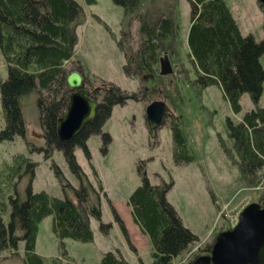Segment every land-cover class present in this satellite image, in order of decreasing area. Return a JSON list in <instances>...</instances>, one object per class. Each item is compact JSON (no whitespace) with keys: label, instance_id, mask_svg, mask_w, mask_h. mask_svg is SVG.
Here are the masks:
<instances>
[{"label":"trees","instance_id":"16d2710c","mask_svg":"<svg viewBox=\"0 0 264 264\" xmlns=\"http://www.w3.org/2000/svg\"><path fill=\"white\" fill-rule=\"evenodd\" d=\"M169 1L167 6L172 4L178 7L179 0ZM83 2L91 5L96 0ZM114 2L122 7V19L136 14L138 21L139 40L133 52L127 55L121 42H117L125 54V60L127 58L133 70L154 73L158 69V57L166 47L164 43L179 35V23L171 18L172 7L163 8V13L157 17L151 15L145 18L140 10L147 0ZM187 2L190 7V24L186 43L192 69V76L187 79V83L193 85L190 87L200 94L206 86L218 85L234 113L241 110L240 96L243 93L248 95L254 107L245 111L239 121L226 117L227 138L218 134V141L225 157L236 166L243 184L254 186L260 181L264 168V101L258 105L264 81V70L259 60L264 52V41L257 42L251 34L241 33L228 1ZM85 16L84 8L77 0H0V51L7 71L6 77L0 80L4 118L0 141L12 140L16 135L24 136L22 98L35 93L39 124L44 130L46 141L55 144L63 153L69 170L79 181L78 186L73 187L65 181L60 169L52 164L63 190L71 189L76 201L52 195L45 190L32 191L29 185L22 200L14 190L15 184L12 185V181L24 165L31 178L36 163H30L29 158L17 153L13 162L5 164L4 170H0V254L7 250L12 256H18L17 242L21 239L24 242L23 256L20 257L22 264H47L45 257L35 251L38 224L47 215L52 216L51 230L59 239L60 254L65 257L67 251L63 245L64 238L82 242L93 239L89 216L99 220L102 232L107 233L110 227L109 223L101 221L98 203L87 205L90 182L76 161L74 149L81 147L86 158L90 159L86 140L91 134L100 131L112 105L122 103L127 98H138L136 93L124 92L112 83L92 87V97L98 102L94 118L85 123L72 140L59 142L56 121L66 110L71 91L65 77L73 69H82L81 61L72 57L77 42L76 26L84 21ZM167 47L171 53L176 50L170 44ZM127 62L122 69L129 76ZM84 85L93 86L86 78ZM43 93H46L45 97ZM168 116L172 118L169 113ZM168 127L172 161L175 164L193 161L194 154L186 142L179 121L171 119ZM102 135L106 137L109 134L104 131ZM46 150L44 156L49 157L50 149ZM142 171L138 169L141 182L128 195L127 205L132 221L150 241L151 264H174L176 259L179 262L175 264H210L203 263L197 251L190 252V246L197 237L182 224L177 211L166 199L171 181L152 184ZM5 198L9 202L7 221L3 218ZM258 201L264 203V196L258 197ZM113 215L128 245L134 249L120 218L115 213ZM202 248L209 253L211 243ZM50 262L62 264L59 257H52ZM67 264L72 262L68 259ZM99 264L130 263L118 251L108 250L102 253ZM256 264H264V245L259 251Z\"/></svg>","mask_w":264,"mask_h":264},{"label":"rangeland","instance_id":"374dc122","mask_svg":"<svg viewBox=\"0 0 264 264\" xmlns=\"http://www.w3.org/2000/svg\"><path fill=\"white\" fill-rule=\"evenodd\" d=\"M77 1L84 8L86 18L76 26L78 40L75 57L82 63L80 72L84 79L90 80L93 85L89 88L112 83L124 92L136 93L138 99L127 98L122 103L113 104L102 125V132L91 134L86 140L92 166L82 148L76 147L74 150L76 161L90 182L87 205L99 204L101 221L110 223L108 232H102L99 220L89 216L93 239L82 242L64 238L63 245L67 251L65 257L60 254L59 239L51 230L52 216L47 215L38 224L36 253L44 256L47 264H51L52 257H59L62 264H67L68 259L72 264H99L102 253L109 250L118 251L130 264H151L150 241L132 221L127 205L128 195L141 182L138 169H143L142 173H145L152 184L171 181L166 199L177 211L182 224L197 237L190 246V252L207 254L199 246L210 244L213 233L229 226V217L237 213L247 201L259 202L258 197L264 194V191H250L243 184L237 175L236 166L225 157L218 142V134L227 138L226 117L234 121L241 120L243 113L254 107L253 103L243 93L239 99L241 110L234 113L217 85L207 86L200 94L190 87L193 85L187 83V79L192 76L185 40L190 22L187 0H179L177 8L172 4L167 6L169 0H147L144 3L140 13L145 18L151 15L157 17L163 13V8L172 7L171 18L179 23V35L176 39L165 42L166 47L161 52L170 54L168 56L172 72L162 75L159 66L154 73L133 70L126 58L129 76L122 71L125 57L117 42H121L127 55L136 48L139 40L136 14L121 20L122 7L116 5L114 0H96L91 5H86L83 0ZM226 1L231 6L241 32L251 34L257 42L264 41L263 1ZM169 44L176 49L172 54L170 49H166ZM259 60L264 70V52ZM6 75V65L0 51V80ZM45 96L46 93H43V97ZM156 99L168 104V113L172 118L166 117L164 125L150 136L145 120V107ZM263 101L264 81L258 105L263 104ZM21 112L25 134L23 137L16 135L12 140L0 141V170H4L5 164L10 165L17 153H22L29 158L30 163H36L33 165L31 178L24 165L12 181V185L15 184L14 190L22 200L29 185L32 191L45 190L75 202L76 196L72 190H63L54 173V166L60 169L65 181L73 187H77L79 181L69 170L63 153L55 144L47 143L43 135L35 93L22 98ZM173 118L179 121L186 142L194 154V160L189 163L175 164L172 161L168 126ZM3 123L0 101V128ZM104 131L109 135H102ZM46 149H50L49 157L44 156ZM4 172L8 173L7 170ZM4 203L6 209L3 210V218L7 221V198ZM113 213L123 223L135 251L128 247ZM23 245V240H18V256H12L7 250L2 252L0 264H22L20 257L23 256ZM176 262L179 259L174 264Z\"/></svg>","mask_w":264,"mask_h":264},{"label":"water","instance_id":"95a60500","mask_svg":"<svg viewBox=\"0 0 264 264\" xmlns=\"http://www.w3.org/2000/svg\"><path fill=\"white\" fill-rule=\"evenodd\" d=\"M171 67L167 57L160 59V72L169 73ZM65 81L71 89L66 110L57 118L58 140L69 142L78 134L85 123L96 113L97 101L82 87V73L70 71ZM168 106L159 100L149 102L145 107V119L151 136L164 123ZM264 245V204L250 202L239 213L238 222L230 229L216 234L210 253L199 259L210 264H256L258 254ZM196 263V262H195Z\"/></svg>","mask_w":264,"mask_h":264},{"label":"crops","instance_id":"0c3cea01","mask_svg":"<svg viewBox=\"0 0 264 264\" xmlns=\"http://www.w3.org/2000/svg\"><path fill=\"white\" fill-rule=\"evenodd\" d=\"M73 58H75V56H73Z\"/></svg>","mask_w":264,"mask_h":264},{"label":"bare ground","instance_id":"6f19581e","mask_svg":"<svg viewBox=\"0 0 264 264\" xmlns=\"http://www.w3.org/2000/svg\"><path fill=\"white\" fill-rule=\"evenodd\" d=\"M218 86V85H217Z\"/></svg>","mask_w":264,"mask_h":264},{"label":"flooded vegetation","instance_id":"af4514ba","mask_svg":"<svg viewBox=\"0 0 264 264\" xmlns=\"http://www.w3.org/2000/svg\"><path fill=\"white\" fill-rule=\"evenodd\" d=\"M72 140V139H71Z\"/></svg>","mask_w":264,"mask_h":264}]
</instances>
